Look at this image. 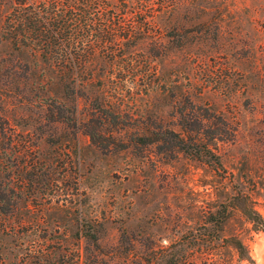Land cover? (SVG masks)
<instances>
[{
	"label": "rangeland",
	"instance_id": "1",
	"mask_svg": "<svg viewBox=\"0 0 264 264\" xmlns=\"http://www.w3.org/2000/svg\"><path fill=\"white\" fill-rule=\"evenodd\" d=\"M111 1L97 12L120 25L71 28L73 54L92 62L81 84L54 88L65 98L39 85L34 34L25 46L0 31V144L13 141L0 146V205L13 209L0 264H84L86 233L114 264H264V0ZM17 4L0 0L4 26ZM193 108L231 127L211 141L222 166L171 153L165 137Z\"/></svg>",
	"mask_w": 264,
	"mask_h": 264
},
{
	"label": "trees",
	"instance_id": "2",
	"mask_svg": "<svg viewBox=\"0 0 264 264\" xmlns=\"http://www.w3.org/2000/svg\"><path fill=\"white\" fill-rule=\"evenodd\" d=\"M16 1L18 4L15 10L6 18L8 25L4 26V23L0 21V31L8 30L5 33H7V38L10 42L15 45L21 44L25 46L28 45L27 42H21L18 38L19 35L26 31L34 34L33 39L35 41L32 40L34 42L32 45L43 51L42 60L48 74L46 79L42 83H39V85L47 89L49 99L65 98V96L52 95L54 88L58 86L74 87L77 84H81L76 82V78L80 76L79 74L87 71L88 65L92 62L89 55L73 54L79 47V43L75 39L70 38L72 33L71 28L78 25L90 26L93 25L92 22L100 21L103 18L106 21L119 25L124 21L123 16L109 14L107 17H102L97 12L100 7H109L110 3H112L111 0H30L29 4L27 0ZM21 8L26 10L22 11ZM144 19L146 20V18ZM29 45L32 46L30 43ZM63 50L65 52L69 50L70 52L63 54L61 53ZM55 74L58 77L55 78ZM85 84H88V81ZM180 113L181 119L178 124L180 129L177 130L171 127L168 131L171 136L165 137V139L171 140V153L175 150L177 152H184L207 163H213L212 158H214L216 163L222 166L220 155L215 152L216 147L213 146L211 141H227L232 137L233 132L228 122L213 113H209L207 110L206 112H201L198 108H193L187 112L181 111ZM215 120L219 124L218 127H213ZM0 138H8L3 130H0ZM142 138L149 140L146 143L158 140H152L146 136ZM12 143L13 141L11 140L10 147H5L3 146V141L0 146L11 150ZM22 173L23 169L20 170V174ZM8 191H11V189H8ZM5 200L8 201L6 196ZM5 205L7 206V204ZM12 211L11 205L7 207L0 205V215H9ZM243 211L252 221L262 222L260 214L253 208H243ZM85 237L94 246V253L85 258L84 264H114L105 258L106 255L99 244L100 236L98 234L86 233ZM52 242L60 244V241ZM238 246L239 248L241 247L240 243H238ZM49 252H53L54 255L52 256ZM55 252L56 246L53 245L51 249H47V252L41 256L42 261L44 258V261L51 259L50 262H52ZM156 258L154 260L149 259L146 263L140 264H174L180 261L182 257L170 253L163 257L157 256ZM35 262L41 264L40 260Z\"/></svg>",
	"mask_w": 264,
	"mask_h": 264
}]
</instances>
